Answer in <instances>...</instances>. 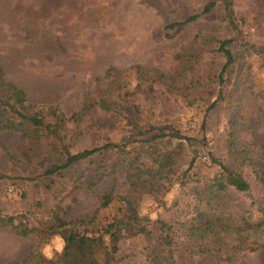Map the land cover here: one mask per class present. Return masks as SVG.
Masks as SVG:
<instances>
[{"label": "rangeland", "instance_id": "1", "mask_svg": "<svg viewBox=\"0 0 264 264\" xmlns=\"http://www.w3.org/2000/svg\"><path fill=\"white\" fill-rule=\"evenodd\" d=\"M209 1L0 0L3 77L36 105L26 137L0 131V216L35 229L28 237L0 229V264H38L41 245L62 221H94L80 231L101 228L129 211L127 200L141 217L172 226L174 264H264L263 228L243 238L235 229L204 239L186 232L205 222L201 213L245 229L246 222L260 223L264 208V176L249 160L264 162V58L244 51L264 47V0H235L237 30L221 2L167 29L201 14ZM226 39L245 56L221 78L219 41ZM85 103L98 105L50 133L57 122L50 106L70 117ZM108 142L127 148L102 150L49 174L67 152ZM220 164L241 174L251 191L229 188L220 200L213 197ZM105 194L113 197L107 208ZM152 229L121 242L119 264H150V252L169 243ZM242 240L253 245L240 249Z\"/></svg>", "mask_w": 264, "mask_h": 264}, {"label": "trees", "instance_id": "2", "mask_svg": "<svg viewBox=\"0 0 264 264\" xmlns=\"http://www.w3.org/2000/svg\"><path fill=\"white\" fill-rule=\"evenodd\" d=\"M221 2L224 6L225 20L228 21L230 26L234 29H238L236 23V14H235V0H211L205 6L203 12L198 15L190 16L183 22L173 23L167 26L168 30H174L180 26L186 25L193 21H196L202 14L212 13L216 8L217 4ZM219 51L222 53L225 64L222 68L221 78H223L225 72H227L231 66H233L238 58L244 57L245 52H248L252 55H258L264 58V47H256L255 45H249L245 47L244 51H235L234 50V39H226L219 41ZM243 52V53H242ZM113 71L112 68H109L107 77H110ZM4 70L0 66V89L3 91L0 92V131L5 130H15L22 134L23 138L27 136V131L25 129L26 125H29L32 122V114L36 109V105L29 103L28 95L25 90L20 88L18 85L7 82L4 79ZM98 104L91 105L92 107L97 106ZM102 107L108 108V102L104 99L101 100L99 104ZM91 106L88 103H85L82 109L72 114L70 117H67L63 114L59 108L50 106L47 109V113L56 119V123L53 128H51L50 133H57L58 128L63 126L67 122H78L81 121L84 116L87 114ZM154 128H150L149 131ZM147 133L142 131V134ZM154 137H159V135H154ZM147 140V139H144ZM136 142V141H134ZM127 144L123 146L121 144H116L112 142L106 143L101 148H95L91 150H85L82 153L71 155L67 152L65 162L62 165H55L49 170V174H63L68 168H70L74 163L80 161L82 158L90 157L97 152L102 150H126ZM250 164L254 167H260L258 175L264 176V162L262 160L249 159ZM221 167V177L216 178V182L212 185L213 197L215 196L220 200L222 197L221 192L226 191L229 188H234L241 193H249L251 191L250 183L243 178V176L236 171L226 167L223 164H220ZM128 169L135 174L137 177L143 175L139 167H136L134 163L128 165ZM3 175L0 174V178ZM150 182V181H147ZM151 185V184H150ZM155 188V184L151 185V190ZM127 200V199H126ZM113 202V197L110 194H105L103 198L102 207L107 208ZM131 205L129 211L122 217H114V219L104 225L103 227H93L86 228L84 231L79 230V226H89L93 224L94 221H80L68 223L62 221L60 225L52 231V234L59 233L63 236L64 240L67 241V246L69 248L68 257L65 255H60L57 259L53 261L46 260L42 255L39 256L37 261L38 264H65L66 259L69 260L72 264H119V260L116 255L120 251V244L126 237H133L140 233H151L153 232L152 228L157 229L163 238L168 239L169 243L164 244L162 247L154 248L148 255L150 264H174L173 263V254L174 249L172 247L173 237L171 233L173 228L170 224L157 220L154 223L148 220L146 217H141L139 212L133 204L127 200ZM210 204V202H209ZM262 219L258 224H251L249 222L245 223V229L241 227H230L228 225L222 224L215 221V219L210 218L207 215L201 213L199 216L205 218V222L202 225H190L187 228L186 232L188 237L204 239L211 235H217L222 232H229L228 230L237 231L238 234H241L243 238L244 231H254L257 233V230L262 229L264 232V208L261 209ZM14 217H2L0 216V229L11 228L18 236L28 237L34 234L35 229L30 228L26 224L16 223ZM78 224V225H76ZM87 224V225H83ZM106 236L109 237V241H106ZM250 233L246 239L250 238ZM245 240L241 241L240 249L249 248L253 243L246 245ZM249 246V247H248ZM20 264V263H15Z\"/></svg>", "mask_w": 264, "mask_h": 264}, {"label": "clouds", "instance_id": "3", "mask_svg": "<svg viewBox=\"0 0 264 264\" xmlns=\"http://www.w3.org/2000/svg\"><path fill=\"white\" fill-rule=\"evenodd\" d=\"M171 194H169V197ZM141 212L144 215H147L149 213L148 207L144 206L142 203ZM152 219H155V213H152L151 215ZM60 241L62 242V246H56V242ZM67 241L64 240L63 236H61L59 233L54 234L49 238V241L42 244L40 247V254L49 261H53L56 259L57 255H63L64 247H66Z\"/></svg>", "mask_w": 264, "mask_h": 264}]
</instances>
